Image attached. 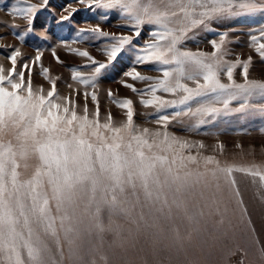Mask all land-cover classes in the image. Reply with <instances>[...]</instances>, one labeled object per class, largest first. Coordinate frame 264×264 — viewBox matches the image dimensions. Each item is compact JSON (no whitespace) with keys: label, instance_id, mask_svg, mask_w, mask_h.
Returning <instances> with one entry per match:
<instances>
[{"label":"snow or ice","instance_id":"6c2138e0","mask_svg":"<svg viewBox=\"0 0 264 264\" xmlns=\"http://www.w3.org/2000/svg\"><path fill=\"white\" fill-rule=\"evenodd\" d=\"M0 12V264H264V223L235 176L264 203V164L219 159L231 119H264V79L234 47L247 36L264 63V22L233 27L264 18V0H0ZM101 93L119 118L102 115Z\"/></svg>","mask_w":264,"mask_h":264},{"label":"rangeland","instance_id":"374dc122","mask_svg":"<svg viewBox=\"0 0 264 264\" xmlns=\"http://www.w3.org/2000/svg\"><path fill=\"white\" fill-rule=\"evenodd\" d=\"M13 2H16V0H3V3L5 4L13 3ZM53 2L57 3L59 2V0H53ZM82 15L86 18L89 17V19L92 22H95L94 18L89 16L88 13L85 12ZM3 18H5V12H0V19ZM80 18H81L80 16L77 17L78 20ZM18 22H20L21 24L23 23L22 21H18ZM239 22L240 23L234 24L233 27H245V29L247 30L249 28L257 27L259 23L264 22V18L260 16H256L254 18L244 19ZM108 23L112 24L114 23V20L109 21ZM37 27H39V23L37 24ZM110 30L119 31V29L115 27L110 28ZM64 35L67 37L70 34L65 33ZM211 38H213V34L211 33L206 34V36L204 37V42L199 46L201 48L210 50V45H208L207 41ZM8 41L13 42L14 38L11 35H9ZM247 42H248V37L245 36L244 42L242 44L234 46L235 51L241 55V58H246L247 55L251 53L254 57V61L252 67L250 68V78L264 79V63H261L259 61L256 54L248 47ZM37 43L38 41L34 37L29 35L28 37H26L24 47L27 51L33 52L34 45H36ZM196 46L197 45L195 43L190 44V47L192 48H195ZM90 51H92V54L97 56L98 58H102L99 56V53H97L94 48H90ZM3 55H4L3 51L0 50V63H4L5 66L7 67L9 66V64L7 61L3 59ZM62 59H65V61L70 64L79 62V58L64 56L63 54H62ZM44 63L46 66L49 63H52L53 67L56 70V73H63L65 78H69L70 74L63 67L56 65L52 61L48 53L45 54ZM239 71L240 69H237V73H239ZM151 74H157V73L153 72ZM33 75H34V83L38 84L43 82L47 86L46 82L43 81V78L38 75V68L34 70ZM237 79L240 80L241 77L237 75ZM103 86L105 88L112 87L113 89H118L119 94L122 97L132 95L130 90H127L122 86L113 83L110 80L103 81ZM137 86L140 87L141 85L138 84ZM57 87L58 90L65 95L68 94V92L70 91L64 83L59 81ZM81 90L83 91L82 86H81ZM78 101L80 104L83 103V95L78 97ZM93 107L94 105L92 104L89 98L90 110L93 109ZM100 107H101L102 115L105 114L110 108L115 117L119 118L121 116V110L116 105L111 104V102L107 100L105 94L103 93H101ZM141 111H144V109H142L140 105H137V112H141ZM144 120L145 117L142 115L137 117L138 123L143 124ZM226 127H227L226 134L221 135L219 137V140L224 142V144L226 145L224 154L219 156V159L221 161L227 160L229 163H234L238 165H250L253 163L264 164V133L260 132V128L264 127V119H261L259 117H253L247 121L231 119ZM194 138L203 139L205 143L210 146L214 145L217 142L216 138L211 136L201 135V136H196ZM237 144L242 145V149L237 148L236 147ZM207 154H212L211 147L208 149ZM235 176L238 181V185L243 193V199L245 201V205L248 208L252 223L259 231L262 223H264V203H262L257 196L256 189L258 185H254L252 183V177L249 175L243 173H235ZM161 225L164 228L168 227V223L166 221H161Z\"/></svg>","mask_w":264,"mask_h":264}]
</instances>
